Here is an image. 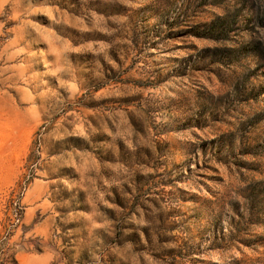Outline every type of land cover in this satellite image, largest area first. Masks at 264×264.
<instances>
[{"label":"rangeland","instance_id":"obj_1","mask_svg":"<svg viewBox=\"0 0 264 264\" xmlns=\"http://www.w3.org/2000/svg\"><path fill=\"white\" fill-rule=\"evenodd\" d=\"M0 264H264V0H0Z\"/></svg>","mask_w":264,"mask_h":264}]
</instances>
